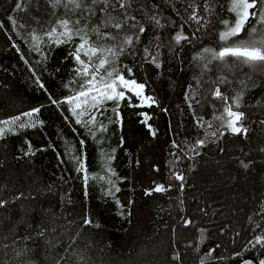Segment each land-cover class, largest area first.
I'll use <instances>...</instances> for the list:
<instances>
[{"label":"trees","instance_id":"1","mask_svg":"<svg viewBox=\"0 0 264 264\" xmlns=\"http://www.w3.org/2000/svg\"><path fill=\"white\" fill-rule=\"evenodd\" d=\"M230 7L231 0H83L81 8L69 0H0V121L35 122L0 137V200L7 201L0 264L264 259V247H253L264 235V69L204 52L226 46L219 33L224 21L234 22ZM61 20L83 28L90 44L112 48L115 57L103 53L107 69L144 84L143 95L155 103L120 89L123 100L79 117L95 123H76L73 105L63 101L90 76L77 75L82 66L72 53L80 36L55 43L64 39ZM251 27L261 30L252 18L236 39H247ZM177 33L187 39L177 43ZM217 89L228 99L217 98ZM229 105L244 113L237 126L247 132L227 127ZM33 108H40L33 118L22 116ZM75 157L85 171H77ZM157 185L166 190L151 191Z\"/></svg>","mask_w":264,"mask_h":264},{"label":"snow or ice","instance_id":"2","mask_svg":"<svg viewBox=\"0 0 264 264\" xmlns=\"http://www.w3.org/2000/svg\"><path fill=\"white\" fill-rule=\"evenodd\" d=\"M93 4L97 3V0H91ZM70 4H74L76 8H81L83 6V0H69ZM102 3L108 4L109 0H102ZM20 7L19 4L16 6ZM121 8L125 7L124 3L120 4ZM259 7V12L256 9ZM103 11V9H101ZM230 11L235 15V19L233 23H229V21H224L223 23L226 26V30L219 33V39L225 42L224 47H222L219 51H215L212 49L205 48V53H211L212 59L225 61L228 57L236 58V61L245 64L251 67H260L264 69V0H231ZM191 19H197L195 12L190 17ZM252 18H256V22L261 26V30L258 31L256 27H251L248 30V38L247 39H236L240 36L242 32L245 31L246 24ZM154 19V18H153ZM15 23V22H13ZM60 27L63 28V32L60 33V37H64V39H60L59 37L55 40V43L61 44L67 41L72 40L73 36H80L81 43L76 46V50L72 53L76 61L82 66L77 69V75H82L85 77L90 76L89 79H86L84 83L81 85L80 91L77 92L73 96H69L66 98L64 103H68L73 105L72 113L77 116L76 123L78 124H87V123H95V117H91L89 121H82L79 117L84 116L89 107L97 108L98 105L103 104L105 101H119L125 98V91L120 89H127L130 92H134L137 97L141 98V103H155V100L151 96L145 97L143 95V90L145 88L144 84L137 83L134 79H126L124 75L120 74L115 68L111 70L107 69V66L111 64L108 56L103 55V53L107 52L111 56L115 57L117 53L112 48H99L92 44H90L87 37V32L83 28L79 27H70V21L61 20ZM79 21H76L75 24L79 25ZM159 24V21H156ZM116 29H120L122 25L120 23H116L113 25ZM56 29L53 28L51 31L47 32L46 35L48 37H52L56 33ZM94 31L99 35H104L100 33L99 28L94 29ZM143 27L140 28V32H143ZM111 38V37H110ZM34 40H39V37L34 36ZM177 43H180L181 40L187 39L182 33H177L174 37ZM231 43L229 44V42ZM125 44L132 43V37L126 36L124 38ZM39 51V48L36 49ZM147 51V50H146ZM81 53L84 54L88 58L89 61L93 59V57H98V63L95 67H92L90 64L85 63V60L81 59ZM155 62V61H153ZM90 67H92L91 72H89ZM159 67V65H157ZM101 70H104L103 75H101ZM128 72H131V69H128ZM115 73V75H114ZM43 88V85H40ZM217 98L227 100L228 98L223 96L219 89H217L214 93ZM52 103L56 104L57 101L53 100ZM237 107L239 106V100H236ZM77 109L80 111L77 112ZM40 112V108H33L29 112H25L22 114L23 117L33 118L36 114ZM224 113L227 114L229 118L227 120V127L231 129L233 133H241L247 132L246 128L243 126H237L238 122L241 121L244 117V113L233 111L232 107L229 105L225 107ZM144 115L143 123L147 124L149 117L146 113ZM223 114L218 117V119H223ZM19 122V123H18ZM42 123V122H41ZM0 137L6 135V133L13 131L12 126H17L21 129L26 127H35V122L31 120L29 122H21V116H15L8 120L0 121ZM103 125L101 128L103 129ZM149 129H151V125H148ZM152 135H155V131H152ZM204 141H198V144H203ZM83 144V141H81ZM29 150H31V146L29 145ZM27 154V153H26ZM79 167L77 171L83 172L85 171L84 162L80 157L74 158ZM247 167V165H243ZM178 180H183L184 177L182 175L176 177ZM85 182L88 180V176L84 177ZM166 189L163 185H157L151 191L155 192H164ZM119 191V189H116ZM146 194H151L146 193ZM23 195V194H21ZM20 197H16L19 199ZM7 201L0 200V208L4 207ZM92 221L88 218L83 220V224L89 225ZM185 223H190V221H185ZM204 231V230H201ZM43 236V232L40 233ZM249 243H252L251 241ZM255 245H261L264 247V235L256 236ZM211 255V252L208 253ZM239 255V254H238ZM174 259H179V255L177 254ZM203 264V261H201ZM245 264H252V261H245ZM258 264H264V259H260Z\"/></svg>","mask_w":264,"mask_h":264},{"label":"water","instance_id":"3","mask_svg":"<svg viewBox=\"0 0 264 264\" xmlns=\"http://www.w3.org/2000/svg\"><path fill=\"white\" fill-rule=\"evenodd\" d=\"M245 261H252V260L251 259H245V260L241 261L238 264H245ZM252 264H255V262L252 261Z\"/></svg>","mask_w":264,"mask_h":264}]
</instances>
